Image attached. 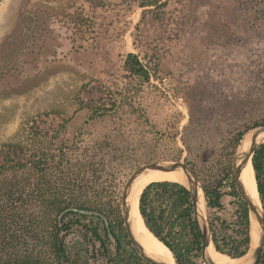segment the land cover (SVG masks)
<instances>
[{"label": "rangeland", "instance_id": "obj_1", "mask_svg": "<svg viewBox=\"0 0 264 264\" xmlns=\"http://www.w3.org/2000/svg\"><path fill=\"white\" fill-rule=\"evenodd\" d=\"M263 1L94 0L97 9L84 4L88 33L77 32L70 22L52 23L21 71L0 79V146L48 148L58 176L77 175L68 192L82 200L103 189L113 191L106 214L114 225L118 217L122 221L124 183L138 166L181 161L195 171L208 199L220 194L219 205L209 208L211 219L224 221L230 241L239 242L240 196L232 160L244 135L264 126ZM144 2L152 5L141 8ZM18 7L19 0H0V41L13 29ZM125 53L146 54L155 62L150 80L156 88L125 89L120 83ZM96 101L106 107L105 115L85 108ZM85 166L96 171L94 178L83 174ZM37 177L43 172L3 175L0 199L5 184L34 186ZM262 178L264 183V173ZM32 186L15 207L26 210L29 219L39 212ZM2 217L9 230L0 231L1 246L9 234L34 241L17 231L14 220ZM62 224L68 250L81 252L88 264H108L86 231V226L101 227L98 220L67 216ZM16 250L0 247V255ZM181 264L204 263L192 252Z\"/></svg>", "mask_w": 264, "mask_h": 264}, {"label": "trees", "instance_id": "obj_2", "mask_svg": "<svg viewBox=\"0 0 264 264\" xmlns=\"http://www.w3.org/2000/svg\"><path fill=\"white\" fill-rule=\"evenodd\" d=\"M84 4L95 9L98 8L94 0H19L15 25L10 33L0 41V79L21 71L27 57L33 53L38 38L42 33L50 32L52 23L70 22L77 32L88 33L91 28L82 22L84 12H86ZM150 5L152 4L144 2L139 6L143 8ZM147 12L153 11L147 10ZM261 12L264 15V1ZM123 56L125 58V74L120 78V83L125 85L126 90L139 93L147 87L156 88L150 80L152 75H156L152 68L155 62L151 63L150 57L140 53H125ZM85 105L92 115L103 116L106 114V107L99 104L98 101ZM115 105L116 101L114 100L110 106ZM49 152L48 148L36 151V149L25 147L20 143L0 146V177L24 171L33 172V174L43 172V177H40L41 179L37 177L34 186L23 184L18 187L16 184L18 182L3 186L4 193L0 199V231L7 233L9 230L8 223L2 217L5 215L7 219L16 222L14 225L17 231L21 230L20 233L23 237L25 235L34 236L32 237L34 241L21 240L22 237L14 234L7 235L3 246L0 245L1 250L3 251L5 248H17L18 250L6 252L3 256L0 255V264H88V259L82 257L81 252L73 253L68 250L60 236L66 228L63 224L58 223V216L67 208L96 210L106 216L116 246L112 245L101 219L72 212L63 218L67 216L91 218L102 224L101 227L86 226V231L90 232L100 244L108 264H149L143 261L131 248L121 219L118 217L117 224L114 225L109 215L106 214L107 208H110V203L115 197L114 192L103 189L93 193L85 200L73 196L68 192L70 191L68 189H73L78 183L77 175L72 171L66 179L58 176V164L53 161L49 162V158L54 159ZM251 164L259 198L264 209L262 178L264 145L254 152ZM49 171H53V173L51 172L53 176H51L52 174L47 176ZM83 174L91 175L94 178L96 171L85 166ZM48 179L54 180L51 182ZM28 185L32 186L33 201L37 203L39 209L38 216H33L30 219L25 215L26 210H22L20 213L18 208H15L17 200L21 198L25 189L29 188ZM16 195L18 196L15 197ZM206 197L208 199L207 194ZM219 199L220 194L214 192L212 199H208L209 208L213 209L219 205ZM238 199L235 221L237 228L235 229L239 242L230 241L231 237L227 235L228 225L224 221L216 223L214 219H211L212 243L215 251L233 259L244 256L250 248L247 208L239 197ZM139 212L147 229L169 248L177 264H181L182 259L192 252L200 253V235L193 216L189 193L184 186L171 182L149 184L140 195ZM233 231L235 232V230ZM86 244L88 245L89 242ZM84 251L87 252L86 249ZM258 264H264V249Z\"/></svg>", "mask_w": 264, "mask_h": 264}, {"label": "water", "instance_id": "obj_3", "mask_svg": "<svg viewBox=\"0 0 264 264\" xmlns=\"http://www.w3.org/2000/svg\"><path fill=\"white\" fill-rule=\"evenodd\" d=\"M261 134L263 136L259 137V135ZM246 135H250L248 149L244 152L242 151L241 149L242 141H241L233 157V160H232L233 183H234L237 194L240 196L241 200L246 204L247 214H248V219H249L250 248L244 256L239 257V258L245 259L246 257V258H249V264H258L262 251L264 249V211H263L262 205L260 207L256 206L253 200L247 194L243 184L239 180V174L241 170L248 164V162H251L254 152L260 146L264 145V126L257 127V128L250 130L244 135L243 139L245 138ZM156 170L182 171L183 176L185 177V180H186V184L184 187L189 193L192 210H193V216H194V219H195V222L198 228V232L200 235V241H201L200 257L204 264H215L211 260L207 252L209 246H212L213 248L214 246L212 243L211 214H210V209H209L208 202L206 199L205 191L195 171L190 166H188L187 164L181 161L157 160V161L142 164L138 166L130 174V176L127 178L126 182L124 183V186H123V189L120 195V211H121L122 223H123V227L125 230V234L127 236V239L130 243L131 248L143 261L149 264H168L164 260L157 259L149 255L145 251L143 246L139 243V241L136 239L133 229H132L131 208H130V203H129V197H130L132 187L135 184L136 180L140 176H142L146 171H156ZM71 212L78 213L84 216L97 217L101 219L107 231L108 237L115 242V239L110 232L109 222L103 213L96 211V210L67 208L63 210L58 216V223L60 224L62 218L66 214L71 213ZM252 225H254V230H255L256 237H257L256 245L254 247L251 246V231L253 229ZM239 258H234V259H239Z\"/></svg>", "mask_w": 264, "mask_h": 264}, {"label": "bare ground", "instance_id": "obj_4", "mask_svg": "<svg viewBox=\"0 0 264 264\" xmlns=\"http://www.w3.org/2000/svg\"><path fill=\"white\" fill-rule=\"evenodd\" d=\"M262 136V134L259 135V137ZM249 139L250 135H246L245 138L242 140L241 149L243 152L248 149ZM239 180L243 184L247 194L253 200L254 204L260 207L261 201L257 191L256 180L254 177V171L251 162H248V164L241 170L239 174ZM154 182H171L177 183L181 186H185L186 184V180L183 176L182 171H146L142 176H140L136 180L135 184L132 187L129 197L132 229L136 239L139 241V243L143 246V248L149 255L157 259L164 260L168 264H176L169 249L165 245H163V243H161L156 237H154V235L147 229L143 218L139 212L140 195L149 184ZM252 226L253 229L251 231V246L253 245L254 247L256 245L257 237L255 234L254 225ZM207 252L211 260L215 264H249V258H229L224 254L218 253V251L216 252L212 246H209Z\"/></svg>", "mask_w": 264, "mask_h": 264}, {"label": "flooded vegetation", "instance_id": "obj_5", "mask_svg": "<svg viewBox=\"0 0 264 264\" xmlns=\"http://www.w3.org/2000/svg\"><path fill=\"white\" fill-rule=\"evenodd\" d=\"M209 199H212V195L211 194H209Z\"/></svg>", "mask_w": 264, "mask_h": 264}]
</instances>
